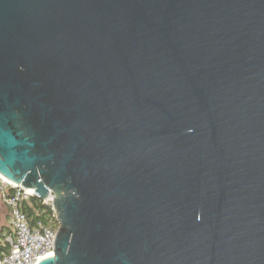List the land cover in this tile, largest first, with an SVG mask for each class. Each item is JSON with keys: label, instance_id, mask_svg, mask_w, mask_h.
Returning a JSON list of instances; mask_svg holds the SVG:
<instances>
[{"label": "water", "instance_id": "1", "mask_svg": "<svg viewBox=\"0 0 264 264\" xmlns=\"http://www.w3.org/2000/svg\"><path fill=\"white\" fill-rule=\"evenodd\" d=\"M0 174L36 264H264V0H0Z\"/></svg>", "mask_w": 264, "mask_h": 264}, {"label": "built area", "instance_id": "2", "mask_svg": "<svg viewBox=\"0 0 264 264\" xmlns=\"http://www.w3.org/2000/svg\"><path fill=\"white\" fill-rule=\"evenodd\" d=\"M34 195L33 189L16 185L0 174V202L7 207L10 229L5 237L8 248L0 251V264H36L42 257L53 253L58 224L53 226L38 222L31 226L21 209V201ZM53 197L49 191L42 201L52 207ZM53 213L55 215L54 210Z\"/></svg>", "mask_w": 264, "mask_h": 264}, {"label": "trees", "instance_id": "3", "mask_svg": "<svg viewBox=\"0 0 264 264\" xmlns=\"http://www.w3.org/2000/svg\"><path fill=\"white\" fill-rule=\"evenodd\" d=\"M21 209L26 213L31 226L37 224L38 222L53 226L58 224L52 207L44 203L42 199L36 195L23 199L21 201ZM9 232L10 229L8 224L7 226L3 225L0 227V251H6L8 248V243L5 240V237Z\"/></svg>", "mask_w": 264, "mask_h": 264}, {"label": "rangeland", "instance_id": "4", "mask_svg": "<svg viewBox=\"0 0 264 264\" xmlns=\"http://www.w3.org/2000/svg\"><path fill=\"white\" fill-rule=\"evenodd\" d=\"M6 212V207L5 205L2 204V202H0V227L1 226H7L8 224V219L5 215Z\"/></svg>", "mask_w": 264, "mask_h": 264}, {"label": "crops", "instance_id": "5", "mask_svg": "<svg viewBox=\"0 0 264 264\" xmlns=\"http://www.w3.org/2000/svg\"><path fill=\"white\" fill-rule=\"evenodd\" d=\"M3 204V203H2ZM4 205V204H3ZM6 207V206H5ZM5 215H6V217H7V215H8V210H7V207H6V212H5ZM8 219V218H7Z\"/></svg>", "mask_w": 264, "mask_h": 264}]
</instances>
